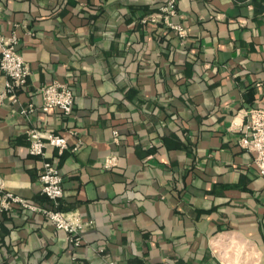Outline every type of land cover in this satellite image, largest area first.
I'll use <instances>...</instances> for the list:
<instances>
[{"label":"crops","instance_id":"crops-1","mask_svg":"<svg viewBox=\"0 0 264 264\" xmlns=\"http://www.w3.org/2000/svg\"><path fill=\"white\" fill-rule=\"evenodd\" d=\"M166 1L0 0L30 70L19 105H34L0 106V181L48 205L37 174L52 159L59 208L88 222L73 247L42 215L0 210V264H264V178L238 143L264 107V0H176L182 35L141 22ZM51 80L70 86V114L39 109ZM31 127L68 148L30 155Z\"/></svg>","mask_w":264,"mask_h":264},{"label":"built area","instance_id":"built-area-1","mask_svg":"<svg viewBox=\"0 0 264 264\" xmlns=\"http://www.w3.org/2000/svg\"><path fill=\"white\" fill-rule=\"evenodd\" d=\"M176 15V0H167L158 7L156 14L141 19L142 23L161 20L164 25L179 35L184 34L182 24L173 22ZM18 39L16 35L0 34V70L6 77L4 86L0 90V106L5 100L12 104H20L19 90L26 84L30 70L23 56L17 50ZM41 103L39 109L46 112L50 109H58L64 114L72 111L74 96L70 86L65 82L51 80L39 88ZM34 109L32 103L26 106L19 105V112L27 114ZM246 123L242 134L238 137L239 145L253 153V164L260 177L264 178V107L253 106L246 112ZM28 153L33 156H45L47 146L56 148L57 154H61L68 148L66 137L54 132H41L31 127L27 131ZM114 140H118V131L113 130ZM115 164L113 158H108L102 164L104 168H110ZM37 181L40 193L47 200L48 205L38 204L29 199L5 189L0 181V210H10L14 206L42 215L51 222L55 229L65 233L66 240L73 247L82 242V231L88 224L77 211H63L59 203L63 197L62 176L52 159L42 161L38 170ZM107 264H115L109 260Z\"/></svg>","mask_w":264,"mask_h":264},{"label":"trees","instance_id":"trees-1","mask_svg":"<svg viewBox=\"0 0 264 264\" xmlns=\"http://www.w3.org/2000/svg\"><path fill=\"white\" fill-rule=\"evenodd\" d=\"M161 5H162V4H161ZM159 6H160V5H159ZM159 6H158V7H159ZM158 7H157V8H158ZM73 96H74V95H73ZM73 106H74V103H73ZM72 109H73V107H72ZM71 112H72V111H71ZM62 153H63V152H62ZM62 153H61V154H62ZM59 155H60V154H59ZM60 173H61V172H60ZM61 176H62V174H61ZM62 188H63V176H62ZM58 206H59V205H58Z\"/></svg>","mask_w":264,"mask_h":264}]
</instances>
